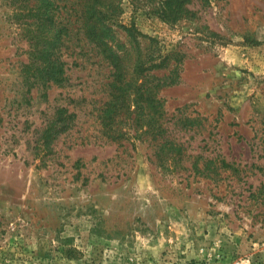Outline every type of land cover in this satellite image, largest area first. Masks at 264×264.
Instances as JSON below:
<instances>
[{
	"label": "rangeland",
	"instance_id": "1",
	"mask_svg": "<svg viewBox=\"0 0 264 264\" xmlns=\"http://www.w3.org/2000/svg\"><path fill=\"white\" fill-rule=\"evenodd\" d=\"M75 2L0 0V264H264V0Z\"/></svg>",
	"mask_w": 264,
	"mask_h": 264
},
{
	"label": "trees",
	"instance_id": "2",
	"mask_svg": "<svg viewBox=\"0 0 264 264\" xmlns=\"http://www.w3.org/2000/svg\"><path fill=\"white\" fill-rule=\"evenodd\" d=\"M58 1L59 0H47V4H46L47 11H49L50 9L55 11L57 8ZM66 1L69 2L70 0H66ZM187 1L189 0H166L165 5L169 7L168 12H170L171 15L174 14L176 17L177 14L180 15V14L191 13ZM72 5L73 6H70V9H68L67 13L69 14V12H72L73 14H75V16H77V22H79L80 28L83 31L85 38H87L89 43H94L96 39L95 35L97 32L96 26L98 24H103L104 22L107 21L110 22L112 21L111 19L114 16V14L111 12V9H113L111 8L112 5L107 3L106 0H77V2L73 3ZM166 12L163 15H165ZM50 14H52V11H50ZM69 16L71 15L69 14ZM126 29H128V31H131L129 28ZM64 31H65V36L69 41L70 34L72 31V24L70 22V18H68L66 24L64 25ZM66 66L67 63L65 61L61 62L60 66H57L55 65V61L49 60L48 62H46V65L43 67V70H46V73L44 75L45 78L47 77L49 81H53V82H63L67 76ZM113 67L116 68L115 64ZM109 86L113 87V82ZM140 89L141 87L138 88V92L140 91ZM149 96L146 100L152 102L155 101L158 104L159 110H161L163 107L162 98H158V97L156 98V96L154 95H151L149 98ZM115 98L116 96L114 95V99ZM113 103L115 102L112 103L108 102V106L106 107L105 115L107 119L112 117L113 107L111 106H114ZM138 109H140V111L143 112L142 106H138ZM63 112L65 118L62 120V122H64V125H66L67 127L66 129H68L69 124L74 120L76 115L74 113H69L68 109H63ZM136 121L139 122L140 119L138 118L136 119Z\"/></svg>",
	"mask_w": 264,
	"mask_h": 264
}]
</instances>
